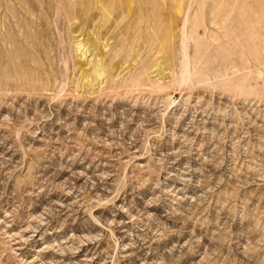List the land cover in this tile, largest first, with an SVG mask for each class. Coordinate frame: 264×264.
I'll return each mask as SVG.
<instances>
[{"label":"rangeland","instance_id":"1","mask_svg":"<svg viewBox=\"0 0 264 264\" xmlns=\"http://www.w3.org/2000/svg\"><path fill=\"white\" fill-rule=\"evenodd\" d=\"M262 41L264 0H0V264H264Z\"/></svg>","mask_w":264,"mask_h":264},{"label":"bare ground","instance_id":"2","mask_svg":"<svg viewBox=\"0 0 264 264\" xmlns=\"http://www.w3.org/2000/svg\"><path fill=\"white\" fill-rule=\"evenodd\" d=\"M222 4L224 5V6H226V3L225 2H223L222 1ZM236 3L234 2V4L233 3H227V6H229V10H227V8H223V7H220V8H217V7H215L214 9H212L213 10V12H212V14H214L215 16H216V18L217 19H221V21H222V24H227L228 22L232 25V26H240L239 24H243L244 23V21L242 22V17H244L243 15L241 16V15H239V16H237V15H234V9L236 8ZM224 10H227V15L225 16V17H223L222 16V12H224ZM187 15H188V13H187ZM185 16V23L186 22H188L189 21V19H188V16ZM249 15V14H248ZM219 17V18H218ZM251 19V18H250ZM254 20V19H253ZM263 20V19H262ZM159 22V21H158ZM159 24H161V23H156L155 25H156V27H158V26H160ZM253 27H255L254 25H253ZM258 28V27H257ZM253 29V28H252ZM254 33V32H253ZM155 36V35H154ZM154 36H152V37H150L148 40L150 41V43H153L155 40V37ZM243 36V35H242ZM241 36V37H242ZM240 37V38H241ZM246 39H248L249 41H252L253 43L255 42V40H256V38L254 37V36H249V37H246ZM263 42V44H264V41H262ZM261 42V43H262ZM257 43V42H256Z\"/></svg>","mask_w":264,"mask_h":264}]
</instances>
